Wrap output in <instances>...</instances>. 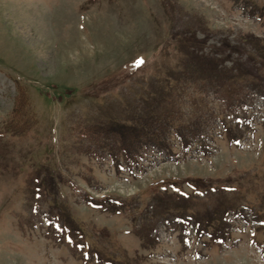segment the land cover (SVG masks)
<instances>
[{"label": "rangeland", "instance_id": "obj_1", "mask_svg": "<svg viewBox=\"0 0 264 264\" xmlns=\"http://www.w3.org/2000/svg\"><path fill=\"white\" fill-rule=\"evenodd\" d=\"M261 44L264 0H0V264H264ZM149 106L187 149L101 133Z\"/></svg>", "mask_w": 264, "mask_h": 264}, {"label": "trees", "instance_id": "obj_2", "mask_svg": "<svg viewBox=\"0 0 264 264\" xmlns=\"http://www.w3.org/2000/svg\"><path fill=\"white\" fill-rule=\"evenodd\" d=\"M261 46L264 45L261 44ZM20 92L21 96L17 100L14 108L15 115H18L22 110L28 107L30 103L28 96L22 88ZM169 109L172 110L171 107H169ZM163 111L167 112L165 109H163ZM153 112L154 108L149 106L146 112L144 114L142 113L140 118L135 120L134 124L123 125L119 123H112L109 124V128H101L100 131L101 133H106V131L108 130L105 135H109V138L115 141L114 146L121 150L125 157L130 155L129 158L133 159L136 157V155L133 154V149L137 147L136 145L139 140L142 141L143 136H146L144 141L145 143H147V145L163 150L167 147V136L165 135L164 131H166L167 133L175 131L182 136L184 133L182 132V129L186 127L189 128V126H186L185 124L177 123L175 121V118H172L169 121L165 120L169 117V113L154 115ZM13 121H11L10 123L14 124ZM12 130H14V128H12ZM182 139L185 147L187 148L188 138L186 136H182ZM115 158L117 159V157Z\"/></svg>", "mask_w": 264, "mask_h": 264}, {"label": "snow or ice", "instance_id": "obj_3", "mask_svg": "<svg viewBox=\"0 0 264 264\" xmlns=\"http://www.w3.org/2000/svg\"><path fill=\"white\" fill-rule=\"evenodd\" d=\"M135 63L137 66L143 64L144 63L143 58H139Z\"/></svg>", "mask_w": 264, "mask_h": 264}]
</instances>
